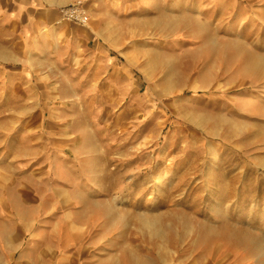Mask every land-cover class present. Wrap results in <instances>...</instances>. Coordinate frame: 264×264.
Instances as JSON below:
<instances>
[{"label": "rangeland", "instance_id": "374dc122", "mask_svg": "<svg viewBox=\"0 0 264 264\" xmlns=\"http://www.w3.org/2000/svg\"><path fill=\"white\" fill-rule=\"evenodd\" d=\"M46 1L72 28L67 67L31 72L6 43L0 62V155L18 151V176L0 158V199L23 240L77 214L78 181L101 203L98 264H264V0Z\"/></svg>", "mask_w": 264, "mask_h": 264}, {"label": "crops", "instance_id": "0c3cea01", "mask_svg": "<svg viewBox=\"0 0 264 264\" xmlns=\"http://www.w3.org/2000/svg\"><path fill=\"white\" fill-rule=\"evenodd\" d=\"M47 4L52 5L46 0H0V49L10 56L5 59L0 58V62H8L14 57L10 49L9 51L4 49V43H6L18 46V62H26L23 57L28 56L31 57V61L34 63L37 64V61L40 63V65L36 66L30 65L28 69L31 72L56 69L60 62L64 64V66L59 65L60 70L67 67L69 52L66 40L69 38L72 40L74 37V35L70 37L72 28H69L70 24L67 20L58 19L56 10L48 8ZM41 43H45L47 50L45 48L38 50L39 46L36 44ZM73 43L74 49L71 53L75 55H71V58L77 57L76 54L78 52L77 42L74 41ZM47 44L49 46H46ZM49 50L52 54L48 53ZM46 53H48L49 59L52 60L47 61L53 63V66L44 61ZM61 133V137L66 135L64 134L65 131ZM32 155L36 156L37 154L32 152L29 156L32 157ZM0 158L3 159L1 162H4L11 169L7 173L11 172V175L18 176V151L7 152L4 156L0 155ZM51 158L56 160L53 162V173L48 172L47 176H53V179H51L65 188L66 183L62 181V178L58 177L56 169L65 170L68 166L59 162L58 158L53 155L49 159L51 160ZM13 182L14 180L10 186L13 185ZM75 185L78 186L74 188L77 191L75 194L76 199L80 201L76 203V207H79L80 204L86 206L96 202L94 201L95 195H86L85 189L89 187L82 188L78 181L75 182ZM80 188L84 189L81 193L78 192ZM10 190L18 196V182L14 185V189ZM83 201L87 204L83 203ZM8 205L6 200V207ZM2 208L0 199V224L6 228L9 226L10 230L8 233L2 234V237L6 238L5 245L11 247L15 242L10 239H17L15 244H18V247L12 252H7L0 243V254L2 257V259L0 258V264H31L33 261H36V264H88L89 259L85 257L88 255L100 256L98 259L93 260L95 261L94 264L104 261L103 246L95 241L97 236L93 234L96 228L87 232L88 227H93L100 220L102 221L101 218L98 219L96 217L97 221L94 223L89 222L88 224L86 217L79 218L77 215L68 212L62 214H55L54 212L56 217L45 214L46 216H42L41 223L37 228L31 231L35 220L28 226L23 240L24 222L18 219L16 213L6 216L2 212ZM8 221L13 223H8ZM72 226L80 228L81 234L79 236L72 232ZM101 231L102 227H100ZM82 259L83 261H81Z\"/></svg>", "mask_w": 264, "mask_h": 264}, {"label": "bare ground", "instance_id": "6f19581e", "mask_svg": "<svg viewBox=\"0 0 264 264\" xmlns=\"http://www.w3.org/2000/svg\"><path fill=\"white\" fill-rule=\"evenodd\" d=\"M64 0L59 1L60 3H64ZM10 56L8 54H6L3 50L0 49V58L5 59V58H9ZM129 59V58H128ZM146 68H148L150 66L149 61L146 63ZM146 70V69H145ZM91 168V167H89ZM88 177H91V175H88ZM74 201L73 202H80L79 199H76V195L75 197L72 198ZM85 199L87 200V198L85 197ZM82 202V201H81ZM83 203L87 204L86 202L83 201ZM101 204L99 202H92L86 206H84V204H80L79 210L77 212V216L79 218H83L86 217V219L90 222V223H94L95 221H97V214L103 215L102 214V210H99L100 208L98 207V205ZM74 207H76L75 205H73ZM117 215V213H115L113 216ZM94 216V217H93ZM107 216V214H106ZM112 216V217H113ZM97 217V218H96ZM108 217V216H107ZM114 221L115 218L113 219ZM154 220H150L147 218H143L142 220V225L144 228H147L151 233H153L154 235L156 234H160L163 230L161 229V227L157 226L156 223L153 222ZM113 223V222H112ZM72 232L76 235L79 236L81 234L80 228L79 227H75L72 226L71 228ZM144 264V262L142 263Z\"/></svg>", "mask_w": 264, "mask_h": 264}, {"label": "built area", "instance_id": "2783aa9c", "mask_svg": "<svg viewBox=\"0 0 264 264\" xmlns=\"http://www.w3.org/2000/svg\"><path fill=\"white\" fill-rule=\"evenodd\" d=\"M78 4L75 6V5H73V8H72V10H74L73 12H74V15H75V17H77V19L78 20H81L82 21V18H83V15H84V13H83V11H84V8H83V6L81 5V4H79V2H77ZM66 11V10H65ZM85 16V15H84ZM86 17V16H85ZM62 20H67V19H65L64 17H63V15H62V18H61ZM86 21V19H84L83 18V22H85Z\"/></svg>", "mask_w": 264, "mask_h": 264}]
</instances>
